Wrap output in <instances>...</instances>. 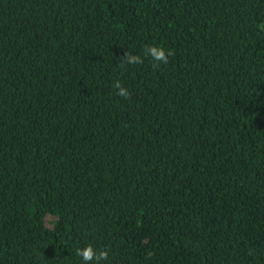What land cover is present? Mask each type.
Returning a JSON list of instances; mask_svg holds the SVG:
<instances>
[{
  "label": "trees",
  "instance_id": "obj_1",
  "mask_svg": "<svg viewBox=\"0 0 264 264\" xmlns=\"http://www.w3.org/2000/svg\"><path fill=\"white\" fill-rule=\"evenodd\" d=\"M88 244L264 264V0H0V264Z\"/></svg>",
  "mask_w": 264,
  "mask_h": 264
},
{
  "label": "clouds",
  "instance_id": "obj_2",
  "mask_svg": "<svg viewBox=\"0 0 264 264\" xmlns=\"http://www.w3.org/2000/svg\"><path fill=\"white\" fill-rule=\"evenodd\" d=\"M174 55V52L170 49L164 48L157 44L147 45L143 49V54H134L130 51H126L121 60V67L125 65H141L145 59L152 61L153 68H159L163 64L169 63L170 57ZM116 90V94L125 99L130 98L131 93L127 87L124 86L121 80L114 81L112 85ZM111 249L102 247L99 250L95 246L88 244L86 247L77 249L76 255L82 257L85 264L95 261L96 264H100L101 261H107L109 259Z\"/></svg>",
  "mask_w": 264,
  "mask_h": 264
}]
</instances>
